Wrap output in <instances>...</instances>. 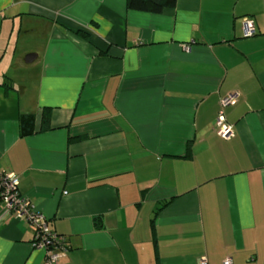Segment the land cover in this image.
Returning a JSON list of instances; mask_svg holds the SVG:
<instances>
[{
	"label": "crops",
	"instance_id": "crops-1",
	"mask_svg": "<svg viewBox=\"0 0 264 264\" xmlns=\"http://www.w3.org/2000/svg\"><path fill=\"white\" fill-rule=\"evenodd\" d=\"M0 173L66 238L57 264H264V0H0ZM0 264H46L2 202Z\"/></svg>",
	"mask_w": 264,
	"mask_h": 264
},
{
	"label": "built area",
	"instance_id": "built-area-1",
	"mask_svg": "<svg viewBox=\"0 0 264 264\" xmlns=\"http://www.w3.org/2000/svg\"><path fill=\"white\" fill-rule=\"evenodd\" d=\"M257 34L254 21L249 18L244 20V37L250 38ZM237 95L232 94L224 97L221 101L223 108L236 104ZM220 136L230 140L234 136V128L229 125L221 114L216 121ZM20 181L13 174L0 173V202L6 211L14 213L18 218L24 219L34 232V246L46 254V264H57L66 251V240L51 231L47 219L39 213L31 202L19 191ZM202 264H207L203 261ZM224 264H232L226 261Z\"/></svg>",
	"mask_w": 264,
	"mask_h": 264
},
{
	"label": "trees",
	"instance_id": "trees-1",
	"mask_svg": "<svg viewBox=\"0 0 264 264\" xmlns=\"http://www.w3.org/2000/svg\"><path fill=\"white\" fill-rule=\"evenodd\" d=\"M177 5V0H127V7L131 11L148 13V14H162L166 9H173ZM82 37L87 38L84 33H79ZM7 89L10 88L8 83L3 84ZM52 110L50 108H45L42 114V131H47L50 128V116ZM35 117L33 115H22L20 118L21 133L22 136H27L33 133ZM188 157L190 155L188 154ZM167 203L162 205V208L166 206ZM96 228L101 229L102 224L100 220H97ZM61 236V235H60ZM64 237V236H63ZM65 238V237H64ZM66 240V238H65ZM67 250V243H66Z\"/></svg>",
	"mask_w": 264,
	"mask_h": 264
},
{
	"label": "water",
	"instance_id": "water-1",
	"mask_svg": "<svg viewBox=\"0 0 264 264\" xmlns=\"http://www.w3.org/2000/svg\"><path fill=\"white\" fill-rule=\"evenodd\" d=\"M31 59L29 58V61H30Z\"/></svg>",
	"mask_w": 264,
	"mask_h": 264
},
{
	"label": "rangeland",
	"instance_id": "rangeland-1",
	"mask_svg": "<svg viewBox=\"0 0 264 264\" xmlns=\"http://www.w3.org/2000/svg\"><path fill=\"white\" fill-rule=\"evenodd\" d=\"M22 49H24V48L22 47Z\"/></svg>",
	"mask_w": 264,
	"mask_h": 264
}]
</instances>
